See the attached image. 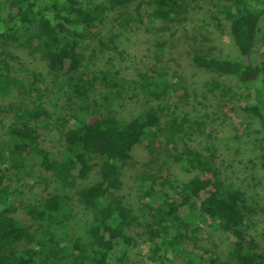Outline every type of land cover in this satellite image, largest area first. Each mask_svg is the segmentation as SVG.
Instances as JSON below:
<instances>
[{"label": "trees", "instance_id": "1", "mask_svg": "<svg viewBox=\"0 0 264 264\" xmlns=\"http://www.w3.org/2000/svg\"><path fill=\"white\" fill-rule=\"evenodd\" d=\"M134 1L0 0V48H19L41 58L54 78L52 92L65 96L69 105L78 104L71 107L68 117L57 116L55 105L45 101L44 91L35 86L37 80L22 94L19 105L10 104L9 123L0 136V264H123L136 245L127 234L136 217L114 196L123 186L119 165L131 160L135 148L156 134L165 141L159 152L181 163L192 176L178 185L165 179L168 189L157 195L158 203L148 205L155 255L172 246L188 256L185 264H264V253L246 230L243 192L225 184L212 148L205 147L209 152L205 155L187 142L189 132L199 127L198 121L191 123L186 115L180 118L174 112L166 119L170 114L163 104L129 121L91 106V94L100 79L82 70L86 58L82 41L88 35L94 37L111 12L119 15L121 24H132L128 9ZM210 1L215 9L214 25L220 28L223 20L230 24L238 58L221 59L194 48L189 51L190 60L207 73L253 89L241 108L257 120V133L264 144V54L259 40L264 0ZM191 3L147 0V14L150 19L180 26L188 20ZM162 46L157 47L161 50ZM1 54L0 94L6 96L24 83L13 77ZM147 71L140 73V83L151 98L165 101L172 90L187 98V91L173 87L166 73L155 68ZM104 79L111 87L115 85ZM206 86L221 94L225 114L240 127L224 101L227 96L228 100L235 98L232 87L217 80ZM60 124L63 150L55 156L43 147V141L52 126ZM34 171L50 173L56 187L41 203L26 204L19 182L29 181ZM154 191L150 186L144 197H156ZM77 203L90 217L80 233L70 235L68 225ZM185 214L189 219H184ZM198 218L230 235L234 245L231 261L196 256V237L188 231L190 226L198 230L194 223Z\"/></svg>", "mask_w": 264, "mask_h": 264}, {"label": "rangeland", "instance_id": "2", "mask_svg": "<svg viewBox=\"0 0 264 264\" xmlns=\"http://www.w3.org/2000/svg\"><path fill=\"white\" fill-rule=\"evenodd\" d=\"M191 2L188 20L178 26L150 19L147 0H136L128 9L132 15V24H121L119 15L111 12L98 25L94 37L88 35L84 38L82 42L86 58L82 70L94 72L100 79L91 94V106L104 114L112 113L120 121H129L142 111L163 104L168 107L170 114L166 119L174 112V116L180 118L186 115L191 123L198 121L199 127H193L187 142L205 155L209 154L205 147L214 150L215 163L225 184L243 192L246 230L256 238L264 253V144L260 142L261 135L257 133V120L241 108L253 89L235 80L207 73L192 64L189 51L194 48L208 51L221 59L238 58L239 53L230 33V24L223 20L220 28L214 25L212 14L215 9L212 2ZM259 40L261 53L264 54V17ZM159 43H163L161 50L157 47ZM0 54L9 63L13 77L24 83V86L13 88L6 96L0 94L1 137L9 123L7 113L10 104L19 105L22 94L30 91L36 80L39 85L35 83V86L40 88V92L44 91L45 101L55 105L53 110L57 116L68 117L71 107L78 106L67 104L65 96L52 92L54 78L47 63L41 58H33L26 51L14 47L0 48ZM148 68L166 73L173 87L187 91V98L182 99L173 90L165 96V101L151 98L140 83V73L148 72ZM103 77L115 85L111 87ZM212 80L229 85L232 92L236 93L235 98L230 100L226 95L224 101L228 102L227 109L237 118L240 127L235 126L231 117L225 114L221 94L206 86ZM62 125L52 126V132L43 141V147L55 156L63 150L60 137ZM161 142H165L161 134L151 136L135 148L131 160L119 165L123 186L114 196L121 198L136 217V221L127 230L136 245L130 249L123 264H185L188 259L179 247L172 246L155 255L154 243L149 234L152 210L148 205L158 203L157 195L168 189L169 185H164L163 181L167 179L178 185L192 176L181 163L167 157L165 152H159ZM152 176L155 181L151 180ZM19 183L21 198L26 204L41 203L56 187L52 175L40 171H34L29 181ZM150 186L154 187L156 197L148 199L143 192L149 190ZM89 217L87 210L77 203L71 216L73 221L68 225V233H80ZM183 217L189 219L186 214ZM194 223L198 230L190 226L188 235L196 237V256L204 259L217 256L223 261H231L230 253L234 245L230 235L219 228L208 226L200 218Z\"/></svg>", "mask_w": 264, "mask_h": 264}]
</instances>
